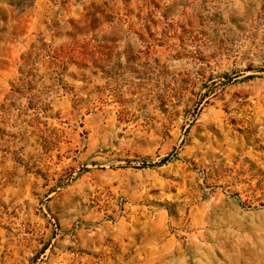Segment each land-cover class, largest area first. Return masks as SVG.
I'll list each match as a JSON object with an SVG mask.
<instances>
[{
  "label": "rangeland",
  "instance_id": "374dc122",
  "mask_svg": "<svg viewBox=\"0 0 264 264\" xmlns=\"http://www.w3.org/2000/svg\"><path fill=\"white\" fill-rule=\"evenodd\" d=\"M0 264H264V0H0Z\"/></svg>",
  "mask_w": 264,
  "mask_h": 264
}]
</instances>
